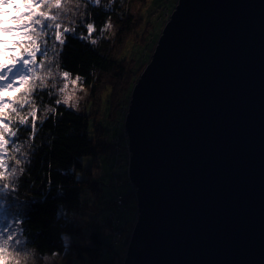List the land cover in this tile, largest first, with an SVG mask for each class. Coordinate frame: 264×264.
<instances>
[{
	"label": "water",
	"instance_id": "95a60500",
	"mask_svg": "<svg viewBox=\"0 0 264 264\" xmlns=\"http://www.w3.org/2000/svg\"><path fill=\"white\" fill-rule=\"evenodd\" d=\"M123 127V264H264V0H177Z\"/></svg>",
	"mask_w": 264,
	"mask_h": 264
},
{
	"label": "trees",
	"instance_id": "16d2710c",
	"mask_svg": "<svg viewBox=\"0 0 264 264\" xmlns=\"http://www.w3.org/2000/svg\"><path fill=\"white\" fill-rule=\"evenodd\" d=\"M137 1L140 4L144 2ZM175 1L170 4L167 15L172 11ZM131 4L129 0H99L98 4L92 3L91 0H61V8L53 14H58L57 22L65 20L74 31L65 34L66 43L63 46L56 44L54 48V35L46 30L47 41L45 43V40L41 39L40 45L47 55L45 56L43 51L38 52L34 66L35 76L42 78L44 83L40 84L37 80L35 91L27 96L21 93L24 87H33L31 84L24 86L16 82L11 90L0 91V98H3L6 106L11 103L18 104L25 99L29 101L19 115L7 113L6 116L0 117L10 123L11 131L17 132L13 138L14 144L26 154V159L18 158L13 144L8 145L6 159L9 175L12 169H15V175L8 190L2 189V185L8 183L7 178L0 177V237L12 235L15 229L22 242L37 257L35 264H42L40 260L53 254L62 256L68 264L75 259L85 261V264L122 262L120 256L123 254L124 245L109 251L112 245L104 242L100 233L105 228H110L116 219L126 225L134 220L137 208L131 185L126 177L120 181V176L116 175L107 183V192L104 194L103 187L99 189L90 180H79L77 173L82 170L79 161L81 156H97L106 144L108 150V144L115 142L112 139L120 135L118 132L122 130V118L115 126L109 127L107 120H115L112 118V109H120L128 103L127 95L123 99L124 103L118 104L121 101V89L125 88L130 94L135 72H141L147 64L149 53L153 50L165 22H160L155 34H150L151 39L145 50L148 54H144L143 59L127 57L124 54L126 45L131 42L132 34L137 33L144 21L140 13L135 16L131 14ZM9 10L8 15L4 16L6 19L15 15L11 6ZM60 14L63 15V20H59ZM93 22L94 31L89 36L87 23ZM15 23L10 21L7 27ZM108 23L116 29L111 38L104 32ZM25 39L11 33H0V41H8L7 44H0V61L4 60L5 55L11 56L19 52ZM13 41L17 43L14 44ZM4 48H15V51L4 53ZM137 63L141 64L135 71L133 67ZM49 71L52 73L51 77L48 75ZM65 71L69 73V77L79 79L82 86L89 90L87 101L93 106L100 102L98 100L101 90L109 88L104 107L106 110L103 112L98 109L97 113L92 111L94 122L98 120L99 113H102L98 125H102L104 131L102 128L98 130L94 123L92 129L89 128V113L84 109L77 112L57 103L60 101L62 73ZM114 103L118 104L116 108ZM33 107L37 109V131L34 136L30 128L31 118L28 125L19 127L17 131L20 116H28ZM41 121L43 123H40ZM103 137L106 140L104 142ZM102 162L110 168L103 175H113L111 172L116 167L114 160L106 155ZM91 192H97L94 193L95 199L91 197ZM117 195L124 198L125 209L117 213L116 219L114 217L110 220V211ZM87 196L92 200H87ZM99 205L104 206L105 210L101 232L90 231L84 235L82 217L89 209L100 210ZM67 235L76 239L66 243L64 238ZM81 236H85V239L82 237V242H79Z\"/></svg>",
	"mask_w": 264,
	"mask_h": 264
},
{
	"label": "rangeland",
	"instance_id": "374dc122",
	"mask_svg": "<svg viewBox=\"0 0 264 264\" xmlns=\"http://www.w3.org/2000/svg\"><path fill=\"white\" fill-rule=\"evenodd\" d=\"M172 1L173 0H144V2H142V4H140L137 0H129V4H131V2H132L131 9H130L131 14H133L134 16L137 13H140L141 15H143L144 21L142 22V27H143V25H144V27L143 28L141 27L137 31V33L132 34V36H131L132 39H130L131 42H129L126 45V48L124 50V54L127 57H131V58H135V60H139L138 59L139 57L141 59H143V57L148 54V52H146L145 50L148 47L147 44L150 42V39H151V38L149 39L150 34H155L157 29L160 27L159 26L160 22H162L163 20H165V22H166V20L168 19L169 15H170V14L167 15V13H168L167 10L170 8V4L172 3ZM12 2L17 3V4H21L22 0H12ZM9 6H11V3L6 7L0 6V21L9 20V18L6 19V17H4L5 15L3 14L4 12H7V13L10 12ZM43 10L49 11L50 14H53L56 9L45 8ZM21 11H24V9L22 7H21ZM14 12H15L14 16L20 14L16 10H14ZM64 12H65V10H64ZM64 12H63V14H64ZM62 16L63 15L60 14L59 20H63V19H61ZM59 23L62 25V29L65 27L70 28V26L68 25V23L65 20L61 21ZM1 25L2 26L5 25V27H7V24H0V27H2ZM162 27H161V29H162ZM104 32L107 35V37L111 38L115 34L116 29L113 27V25L111 23H108L107 26L105 27ZM144 52H146V53H144ZM151 53H152V51L149 54L151 55ZM140 64L141 63H139V64L137 63V65H134L133 69L136 71L137 67ZM142 70H143V68L140 71H142ZM140 73L141 72H138V73L135 72V76L133 77L134 84L137 81ZM62 78H63V76H62ZM73 80H76L77 83L73 84L72 83ZM65 84H67V88H64ZM61 89H63V91H61ZM121 90H122V94L120 97L121 101L118 104L124 103L123 99L125 98V96H127V95L130 96V94L127 93L125 88L121 89ZM131 90H132V88H131ZM109 91L110 90L108 87L101 90V92L99 94V100H98L100 102L98 103V105L93 106L91 102L87 101V99L89 98L88 97L89 96V90L88 89L86 90V88H84L82 86L81 81L79 79L73 78V77H68L67 79L63 78L62 81L60 82L59 94H60L61 103L64 104L66 107L73 109L77 112L83 111V109H84V111H86L90 114V115L88 114L89 128L90 129H92L93 123H94L95 127L98 130H101V128H102V131H104L103 126L98 125V121L100 122V120H101L99 118V116L102 113H99L98 120L96 122H94L93 121L94 117H93L92 111H95V113H97L98 109H101V111L103 110V112H104V110H106L104 107L106 105V100H107V96L109 94ZM130 93H131V91H130ZM65 99H67V101H68L67 104L63 103V101ZM128 101H129V99H128ZM118 104L114 103V106H115L114 108H116ZM127 105H128V103L124 107L122 106L120 109L117 108L116 110H113V109L111 110L112 118H114L115 120L113 122L109 121L110 119L107 120L108 121V127L109 126H115V124L119 121V119L122 118V130L118 132L120 135L116 138L115 142L108 144L109 149L108 150L106 149V146H107V144H106L103 151L100 154H97V156L85 155V156H81L79 159V161L82 164V170L78 171V173H77L78 179L79 180H90L91 183L96 184V187H98L99 189H100V187H103L104 194L107 192V189H106L107 183L110 181L111 178L112 179L115 178L116 175L120 176V181L124 180V178L126 177L129 184L131 185V183L128 179V175H127L128 150L125 146L126 139H125V134H124V130H123L124 129L123 122H124L125 115L127 113ZM97 134H98V131H97ZM99 134H101V133H99ZM101 138H102V135H101ZM104 141H106V140L103 137V142ZM106 155L109 156L110 159H113L115 164H116L115 169L111 172L113 174L111 176L103 175V173H107L110 170L109 165H107V164L104 165V163L102 162V158H104V156H106ZM86 191L88 192L87 188H86ZM97 192H91L90 193V195H91V197H93V199H95L94 193L97 194ZM87 195H88V193H87ZM117 196H120L124 202V198L121 195H117ZM85 198L89 201L92 200L89 196H87ZM134 198L136 199L135 191H134ZM99 209L100 210L89 209V210H87L86 213H84V215L82 217V224L85 226L84 235L89 233L90 231L101 232L102 225H103L104 219H105V210H104V206H102V205L101 206L99 205ZM137 221H138V213H137V209H136V215L134 217V220L133 221L131 220L129 225H126V223H124V222L117 224V221H115V223L105 222V224L112 223V225L110 228L107 227L104 229V231L102 233H100L102 240L104 242L109 244L111 242L118 240L120 242L117 244V246L124 245L123 254H121V256H120V257H122L121 264H123L125 254H126V249H127L126 246L130 242V238H131L134 226L137 223ZM1 234H2V230L0 231V235ZM3 234H5V232ZM12 235L15 236L16 239L12 241L11 245L8 248V259L10 261V264H35V263H37V257L34 255L33 251L31 249H29L25 243L22 242L21 237L19 236V234L17 233V231L15 229L13 230ZM4 237H5V235H4ZM82 237L83 236H81L80 240L78 239L79 242H82L83 238L85 239V236L83 238ZM64 239H65L66 243H68V242L70 243V240H73L76 238H72L71 236L67 235V236H65ZM40 261H41L40 263H42V264H68V262H66V259H64L62 256H59L58 254L47 255ZM0 264H3L2 260H0ZM69 264H85V261L81 262L80 260L75 259L73 261H70Z\"/></svg>",
	"mask_w": 264,
	"mask_h": 264
},
{
	"label": "snow or ice",
	"instance_id": "6c2138e0",
	"mask_svg": "<svg viewBox=\"0 0 264 264\" xmlns=\"http://www.w3.org/2000/svg\"><path fill=\"white\" fill-rule=\"evenodd\" d=\"M92 3H99V0H91ZM11 3V7L19 12V15L9 17V20L0 21V24H8L10 21H15L16 23L11 27H0V33L4 34H14L16 36L26 38L23 42L24 46L21 47L20 51L15 55H5L3 61H0V91L5 89L11 90L14 87V83L18 82L19 85H33V87H24L21 95L27 96L30 92L35 91L36 81L39 80L40 84L44 83L42 78L35 76V64L36 55L38 52H42L46 56L47 52L41 48V39L47 41L46 30L54 35L53 47L56 44L63 46L66 43L65 34L74 31L72 28H63L62 25L57 22L58 14H50L49 11L43 9H56L61 8V0H22L21 4L12 2V0H0V6H8ZM21 7L24 11H21ZM5 16L8 15L7 12L3 13ZM62 29V30H61ZM87 31L89 36L94 31V22L87 23ZM85 37H81L84 39ZM95 43V41H92ZM8 41H0V44H7ZM17 43V41H13ZM10 51H15V48L9 49L4 48L3 52L7 53ZM43 64V62H41ZM49 77L52 76L51 71L48 73ZM63 78L67 79L69 73L67 71L62 73ZM73 84L77 81L73 80ZM67 88V84L64 85ZM63 91V89H61ZM67 99L63 103L67 104ZM29 103L27 99L22 102L11 103L5 105L3 98H0V117L6 116L7 113H19L25 108ZM61 103V101H57ZM37 109L32 108L28 116H20L17 122V131L19 127L26 126L29 123V118H31L32 123L30 125L32 135L34 136L37 131ZM40 123H43L42 121ZM17 132L11 131L10 123L6 122L4 119H0V177H6L8 183L2 185L3 190H8L9 184L15 175V169L11 170V175H9V166L7 163V148L10 143L13 144V150L18 154L19 157L26 159V154L21 151L20 147H16L14 144V139ZM30 139V138H29ZM15 236L7 235L0 238V260L3 264H10L8 259V248L12 241L15 240ZM18 242V241H17Z\"/></svg>",
	"mask_w": 264,
	"mask_h": 264
},
{
	"label": "built area",
	"instance_id": "2783aa9c",
	"mask_svg": "<svg viewBox=\"0 0 264 264\" xmlns=\"http://www.w3.org/2000/svg\"><path fill=\"white\" fill-rule=\"evenodd\" d=\"M126 143V148L128 150V144H127V141L125 142ZM118 145V144H117ZM132 188V187H131ZM133 189V188H132ZM133 191V190H132ZM134 192V191H133ZM124 202L122 200V198L120 196H115L114 198V206H113V209L110 211V219H116V216H117V213L120 212V211H123L125 209L124 207ZM115 221H117V224H119V220L116 219L113 221V223H115ZM120 241L116 240L114 242H111L110 244L115 248L117 246V244L119 243ZM96 264H102L100 262L96 263Z\"/></svg>",
	"mask_w": 264,
	"mask_h": 264
},
{
	"label": "bare ground",
	"instance_id": "6f19581e",
	"mask_svg": "<svg viewBox=\"0 0 264 264\" xmlns=\"http://www.w3.org/2000/svg\"><path fill=\"white\" fill-rule=\"evenodd\" d=\"M176 2H177V0L175 1V4L173 5V8L175 7V5H176ZM173 8H172V10H173ZM171 13V12H170ZM125 139H126V137H125ZM116 139L114 138V139H112V141H115ZM126 141H127V139H126ZM132 189V188H131ZM133 190V189H132ZM128 246V245H127ZM126 246V247H127ZM114 247L113 246H111L108 250L109 251H111V249H113Z\"/></svg>",
	"mask_w": 264,
	"mask_h": 264
}]
</instances>
